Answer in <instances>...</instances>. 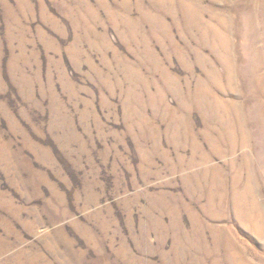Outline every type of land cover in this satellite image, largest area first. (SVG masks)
I'll use <instances>...</instances> for the list:
<instances>
[{
  "label": "rangeland",
  "instance_id": "obj_1",
  "mask_svg": "<svg viewBox=\"0 0 264 264\" xmlns=\"http://www.w3.org/2000/svg\"><path fill=\"white\" fill-rule=\"evenodd\" d=\"M239 260L264 264V0H0V264Z\"/></svg>",
  "mask_w": 264,
  "mask_h": 264
},
{
  "label": "bare ground",
  "instance_id": "obj_2",
  "mask_svg": "<svg viewBox=\"0 0 264 264\" xmlns=\"http://www.w3.org/2000/svg\"><path fill=\"white\" fill-rule=\"evenodd\" d=\"M241 258V257H240ZM244 260V259H243ZM239 263L240 264H245V262L244 261H241V260H239ZM247 264H249V263H247Z\"/></svg>",
  "mask_w": 264,
  "mask_h": 264
}]
</instances>
